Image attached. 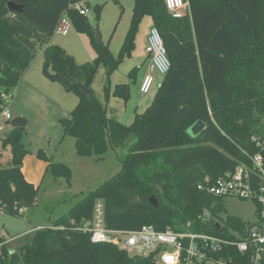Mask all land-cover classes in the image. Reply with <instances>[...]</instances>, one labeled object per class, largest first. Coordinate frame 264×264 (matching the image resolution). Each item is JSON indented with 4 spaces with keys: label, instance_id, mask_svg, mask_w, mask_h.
Instances as JSON below:
<instances>
[{
    "label": "trees",
    "instance_id": "obj_1",
    "mask_svg": "<svg viewBox=\"0 0 264 264\" xmlns=\"http://www.w3.org/2000/svg\"><path fill=\"white\" fill-rule=\"evenodd\" d=\"M86 1L0 0V113L5 107L1 95L15 90L44 49V76L80 97L70 118L61 120L64 136L75 139L76 154L101 162L110 150L134 142L129 153L119 157L121 172L82 196L53 226L36 231L20 255L11 254L2 240L0 264H155L119 247L93 244L89 235L72 230L73 221L91 218L97 201L105 204L109 229L134 231L149 225L179 233L191 223L193 232L226 237V228L200 219L205 211L220 219L222 199L198 186L245 162L243 150L256 151L252 136L264 141V0H186L189 12L182 19L170 15L164 0H135L123 50H133L139 24L150 16L171 69L153 105L137 114L131 125L108 117L96 96L89 100L79 88H91L99 65L110 74L121 62L108 45L96 44L88 18L70 9ZM11 2L24 6L22 13L11 12ZM64 13L91 36L98 52L93 63L78 65L63 48L50 45ZM115 94L128 98L126 88ZM196 120L205 127L192 137L188 129ZM21 135L20 128L5 136L0 133V210L14 217L33 207L39 193L23 173L29 151ZM38 158L48 162L56 179L71 182L69 167L50 163L42 151ZM152 197L158 207L151 204ZM224 221L235 229L245 224L233 216ZM59 226L65 229H54Z\"/></svg>",
    "mask_w": 264,
    "mask_h": 264
},
{
    "label": "rangeland",
    "instance_id": "obj_2",
    "mask_svg": "<svg viewBox=\"0 0 264 264\" xmlns=\"http://www.w3.org/2000/svg\"><path fill=\"white\" fill-rule=\"evenodd\" d=\"M86 5L89 8L86 17L91 28H98L103 44L109 46L116 59L121 56V62L110 74L103 64L99 65L90 89L105 108L108 117L131 125L137 114L145 113L153 105L163 81V76L155 73L151 92L147 95L140 92L149 64L145 50L153 20L150 16L143 17L135 34L134 48L128 53L123 49L132 26L135 0H87ZM97 7L100 9L98 12ZM70 22L72 27L68 36L55 34L50 45L63 48L78 65L93 63L98 52L91 36L78 30L71 20ZM43 50L38 52L36 59L10 94L7 105L12 120L22 118L27 122L21 128V142L29 151L24 160L23 173L28 181L39 188L36 204L26 209L24 215L14 217L0 210V238L9 252L17 255H20L25 244L33 240L36 234L34 228L53 226L82 196L96 190L121 172L123 166L119 157L126 156L134 142H129L125 148L110 150L101 162L76 154L75 139L64 136L61 120L70 118L71 112L80 103V97L68 92L60 82L44 76ZM125 88L128 98L115 94L117 89ZM204 127L202 120H196L188 133L196 137ZM12 129L11 123L5 124L1 134L5 136ZM40 151L50 163H61L70 168V183L64 178L54 177L48 162L38 158ZM8 156L7 151L5 158ZM222 205V223L228 216L238 217L246 223L256 220V204L252 201L226 198L222 200ZM226 230L229 231V227Z\"/></svg>",
    "mask_w": 264,
    "mask_h": 264
},
{
    "label": "built area",
    "instance_id": "obj_3",
    "mask_svg": "<svg viewBox=\"0 0 264 264\" xmlns=\"http://www.w3.org/2000/svg\"><path fill=\"white\" fill-rule=\"evenodd\" d=\"M165 6L174 19H182L189 12L186 0H164ZM70 9L82 16H88L86 2L76 3ZM71 22L64 13L55 28V34L68 36ZM149 58L148 72L144 76L140 92L147 95L155 83V73L166 76L171 63L164 47L159 30L152 26L146 47ZM10 94H2L5 107L0 113V133L5 124L11 123V113L7 107ZM256 151L243 150L245 162L233 170L214 178L211 182L200 184L198 190L218 199L237 198L256 204V220L246 223L242 228L229 227L226 237L214 236L206 232H193L188 223L184 232L171 229L158 231L153 226L144 225L138 230L109 229L106 224V210L103 201L94 204L90 219L79 224L72 222V230L90 236L93 244H108L126 250L131 256L151 258L155 264H264V141L254 135L251 138ZM20 215L24 210L19 211ZM203 222L228 228L220 219L212 218L205 211L200 218ZM51 227V226H50ZM44 227H36L39 231ZM64 230V226L55 227Z\"/></svg>",
    "mask_w": 264,
    "mask_h": 264
},
{
    "label": "water",
    "instance_id": "obj_4",
    "mask_svg": "<svg viewBox=\"0 0 264 264\" xmlns=\"http://www.w3.org/2000/svg\"><path fill=\"white\" fill-rule=\"evenodd\" d=\"M9 10L11 12H19L22 13L24 6H20V5H16L15 3H9L8 4ZM95 33V39H96V44L97 45H103L102 42V38L101 35L98 31V28H95L94 30ZM79 88L81 89V91L83 92V94L86 96L87 99H93L95 97V93L92 89L85 87L83 84H79ZM27 125V122L22 119V118H15L11 121V126L13 128H24ZM150 202L153 206L158 207L157 205V201L155 199V197H152L150 199ZM2 239L0 238V243H1Z\"/></svg>",
    "mask_w": 264,
    "mask_h": 264
},
{
    "label": "crops",
    "instance_id": "obj_5",
    "mask_svg": "<svg viewBox=\"0 0 264 264\" xmlns=\"http://www.w3.org/2000/svg\"><path fill=\"white\" fill-rule=\"evenodd\" d=\"M149 65V64H148ZM147 72H148V66H147V71H146V74H147ZM145 74V75H146ZM161 84V83H160ZM154 86V85H153ZM153 88V87H152ZM28 181V180H27ZM30 182V181H29ZM30 183H32V182H30ZM32 184H34V183H32Z\"/></svg>",
    "mask_w": 264,
    "mask_h": 264
}]
</instances>
